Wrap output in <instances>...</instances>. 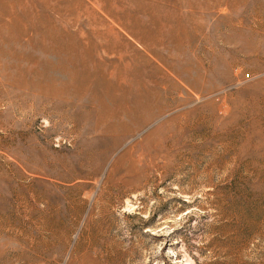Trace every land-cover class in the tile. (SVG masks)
I'll return each instance as SVG.
<instances>
[{
	"label": "rangeland",
	"instance_id": "1",
	"mask_svg": "<svg viewBox=\"0 0 264 264\" xmlns=\"http://www.w3.org/2000/svg\"><path fill=\"white\" fill-rule=\"evenodd\" d=\"M191 1L0 0V264H264V0Z\"/></svg>",
	"mask_w": 264,
	"mask_h": 264
},
{
	"label": "bare ground",
	"instance_id": "2",
	"mask_svg": "<svg viewBox=\"0 0 264 264\" xmlns=\"http://www.w3.org/2000/svg\"><path fill=\"white\" fill-rule=\"evenodd\" d=\"M191 1V0H190ZM204 1H206V0H204ZM218 2H219V0H217ZM217 1H215V2H217ZM222 1V0H221ZM105 2V1H104ZM111 2V1H110ZM109 2V3H110ZM188 2V1H187ZM192 2V1H191ZM194 2V1H193ZM214 2V3H215ZM223 2V1H222ZM120 3V2H119ZM137 3V2H136ZM196 3V2H195ZM199 3V2H198ZM209 3V2H208ZM211 3V2H210ZM107 4V3H106ZM171 4V3H170ZM188 4V3H187ZM194 4V3H193ZM204 4V3H203ZM216 4V3H215ZM222 3H220V5H221ZM224 4V3H223ZM113 6H114V4H112ZM120 5V4H119ZM162 5V4H161ZM205 5V4H204ZM106 6V5H105ZM189 6H190V4H189ZM192 6V5H191ZM194 6H195V4H194ZM199 5H197V7H198ZM213 6V5H212ZM216 6V5H215ZM174 7V6H173ZM205 7V6H204ZM203 7V8H204ZM217 7H218V5H217ZM104 8V7H103ZM108 8V7H107ZM189 8V7H188ZM194 8V7H193ZM209 8V7H208ZM123 9V8H122ZM175 9V8H174ZM178 9V8H177ZM177 9H175V10H177ZM198 9H200V7L198 8ZM207 9V8H206ZM104 10V9H103ZM106 10V9H105ZM109 10V9H108ZM179 10V9H178ZM100 11V10H99ZM112 11V10H111ZM125 11V10H124ZM195 11V10H194ZM104 12V11H103ZM125 13V12H124ZM8 14V13H7ZM14 14V13H13ZM79 14V13H78ZM95 14H97V13H95ZM100 14V13H99ZM110 14V13H109ZM4 15V14H3ZM111 15V14H110ZM180 15V14H179ZM178 15V16H179ZM189 15V14H188ZM115 16V12H114V15H112V18H115L114 17ZM190 16H191V14H190ZM193 16H194V14H193ZM105 17H106V15H105ZM182 17V16H181ZM195 17V16H194ZM107 18V17H106ZM197 18H199V17H197ZM134 19V18H133ZM98 20V19H97ZM108 20H110V19H108ZM156 20H158V19H156ZM155 20V21H156ZM159 20H162V18L161 19H159ZM175 20H177V19H175ZM153 21H154V19H153ZM159 22V21H158ZM163 22V21H162ZM166 23H167V21H165ZM165 22H164V24H165ZM91 23H92V21H91ZM90 23V24H91ZM113 23V22H112ZM111 23V24H112ZM156 23V22H155ZM169 23V22H168ZM158 24H160V23H158ZM163 24V23H162ZM181 23H179V25H180ZM95 25V24H94ZM156 25V24H155ZM167 25V24H166ZM169 25H170V23H169ZM117 26V25H116ZM115 26V27H116ZM119 26H121L122 27V29H124V32H123V35L124 36H128V38H130V40H132V41H136V40H138V41H140L141 43H143L145 46H149L148 44V41H147V39L144 37V38H142L143 36H145L147 33H148V31L147 30H145L143 33H139V31L137 30V29H135L132 25H130V27H128L127 26V24L126 25H124V24H122V23H120V25ZM172 26V25H171ZM171 26H169V27H171ZM156 27V26H155ZM159 27V25H157V28ZM166 27V26H165ZM165 27H163L164 29H165ZM168 27V26H167ZM175 27V26H174ZM160 28V27H159ZM158 28V29H159ZM176 28V27H175ZM178 28V27H177ZM179 28H181V27H179ZM150 29V28H149ZM153 29V28H152ZM95 30V29H94ZM155 30V29H154ZM153 30V32H155ZM168 30V29H167ZM167 30H165V31H167ZM170 30H173V29H170ZM49 31V30H48ZM65 32V31H64ZM96 32V31H95ZM153 32H150V34H153ZM168 32V31H167ZM173 33H174V31H172ZM176 32V31H175ZM179 33H180V31H178ZM184 32V31H183ZM183 32H182V34H183ZM50 33V32H49ZM69 33V32H68ZM89 33H90V31H89ZM48 34V33H47ZM79 34V33H78ZM166 34V33H165ZM71 35V34H70ZM91 35H93V34H91ZM97 35V34H96ZM168 35V34H167ZM78 36V35H77ZM87 36V35H86ZM117 41H118V43L120 44V49H122V47L125 45V46H127V48H128V50H133L132 48H131V46L130 45H128V44H126V42L121 38V37H119L117 34H113L112 35ZM165 36V35H164ZM163 37V36H162ZM64 38V37H63ZM167 38V37H166ZM172 38H174L173 36L171 37V39ZM179 38H181V34H180V37H178V39ZM89 39V38H88ZM82 40V39H81ZM150 40V39H149ZM183 40V39H182ZM160 41V40H159ZM158 41V42H159ZM163 41V39H161V42ZM167 41V40H166ZM161 42H159V43H161ZM163 42H165V41H163ZM177 42V41H176ZM180 42V41H179ZM175 43V42H174ZM55 44H57V42H55ZM54 44V45H55ZM62 44V45H61ZM60 44V47L58 48L59 49V52L61 53V52H63L64 54H72L75 50H76V41H74V39H72L71 37H69L68 36V38H67V40H65V41H62V43ZM137 44V43H136ZM151 44V43H150ZM80 45V44H79ZM85 45V44H84ZM164 45V44H163ZM151 47V46H150ZM160 47V46H159ZM170 49V48H169ZM105 51H110L111 49L110 48H106V49H104ZM97 52V51H96ZM118 52V51H117ZM140 53V52H139ZM157 54V53H156ZM171 54V53H170ZM31 56V55H30ZM150 56V55H149ZM159 56V55H158ZM166 56H168V55H166ZM27 57H29V56H27ZM121 63V62H120ZM157 63V62H156ZM201 63V62H200ZM219 63V62H218ZM83 64V63H82ZM126 64V63H125ZM199 66V65H198ZM116 66H113V68H115ZM121 67H123L122 66V64H121ZM118 68V67H117ZM165 68V67H164ZM191 68V67H190ZM190 68H188V69H190ZM13 69V68H12ZM186 69V68H185ZM184 69V70H185ZM201 69V68H200ZM67 70V69H66ZM84 70V69H83ZM111 70H113V69H111ZM121 70H122V68H121ZM165 70H167V69H165ZM183 70V71H184ZM79 71V70H78ZM85 72V71H84ZM121 72V71H120ZM206 71H204V73H205ZM86 74L88 73V72H85ZM101 73V72H100ZM99 73V74H100ZM176 73V72H175ZM188 74H189V72H187ZM199 73V75H201V73L200 72H198ZM203 74V73H202ZM207 74V73H206ZM72 75V74H71ZM96 75V74H95ZM108 75V74H107ZM80 76V75H79ZM91 76V78H93L92 77V75H90ZM190 76H192V75H190ZM202 76V75H201ZM204 76V75H203ZM74 79H75V77H73ZM79 78V77H78ZM101 78H102V74H101ZM144 78H146V77H144ZM21 79V78H20ZM19 79V80H20ZM98 79V78H97ZM88 80V79H87ZM145 80V79H144ZM195 80V79H194ZM76 81V80H75ZM142 81V80H141ZM204 81V80H203ZM72 82V81H71ZM83 82V81H82ZM143 82V81H142ZM195 82V81H194ZM197 82H198V80H197ZM23 83V82H22ZM144 83V82H143ZM142 83V84H143ZM137 84H139L137 81L136 82H133L132 83V85L131 86H127V85H125V84H119V83H109V85H107L106 84V86H107V88L110 90V91H112L110 94H108V96H107V98L108 99H110V100H112L113 99V97L114 96H110V95H113V93L114 92H119L120 93V99H118V100H115V104L118 106V108L119 109H122V112H123V114L125 115V118H127V119H129L130 120V118L132 119V117H134L132 120H135V123H142L143 121H145V120H147L148 119V117L147 116H149V114H145V113H143V112H146V111H149V109L151 108L152 109V107L154 106V100H152L151 98H150V96H149V93H145L146 91H148L147 89L148 88H146L145 86H143V85H141L142 87H143V90H138V92L136 91V90H134L132 87H135V85H137ZM147 84V83H146ZM180 84V83H179ZM63 85H65V83L63 84ZM68 85V84H67ZM140 85V84H139ZM190 85V84H189ZM39 86V85H38ZM84 86V85H83ZM186 86V85H185ZM184 86V87H185ZM70 87V86H69ZM76 87V86H75ZM82 87V86H81ZM176 87V86H175ZM179 87V86H178ZM188 87V86H187ZM138 88V87H137ZM54 89V88H53ZM155 89V88H154ZM153 89V90H154ZM83 90H85V89H83ZM106 90V89H105ZM157 91V90H156ZM155 91V92H156ZM131 92H134V95H132V94H130ZM137 92V93H136ZM136 93V94H135ZM115 95V94H114ZM158 99V98H157Z\"/></svg>",
	"mask_w": 264,
	"mask_h": 264
},
{
	"label": "built area",
	"instance_id": "3",
	"mask_svg": "<svg viewBox=\"0 0 264 264\" xmlns=\"http://www.w3.org/2000/svg\"><path fill=\"white\" fill-rule=\"evenodd\" d=\"M248 77H249V75H248V74H246V75H245V78H248Z\"/></svg>",
	"mask_w": 264,
	"mask_h": 264
}]
</instances>
